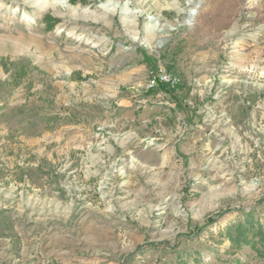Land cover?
Segmentation results:
<instances>
[{
	"label": "rangeland",
	"instance_id": "obj_1",
	"mask_svg": "<svg viewBox=\"0 0 264 264\" xmlns=\"http://www.w3.org/2000/svg\"><path fill=\"white\" fill-rule=\"evenodd\" d=\"M244 221L264 226V0H0V247L264 264L225 234Z\"/></svg>",
	"mask_w": 264,
	"mask_h": 264
},
{
	"label": "trees",
	"instance_id": "obj_2",
	"mask_svg": "<svg viewBox=\"0 0 264 264\" xmlns=\"http://www.w3.org/2000/svg\"><path fill=\"white\" fill-rule=\"evenodd\" d=\"M244 214L248 215L249 212H244ZM231 229H234V233H231ZM225 234L233 245L239 247L246 244L256 247L257 243L260 245L264 243V226L258 224L254 227L252 222H238L227 227Z\"/></svg>",
	"mask_w": 264,
	"mask_h": 264
},
{
	"label": "crops",
	"instance_id": "obj_3",
	"mask_svg": "<svg viewBox=\"0 0 264 264\" xmlns=\"http://www.w3.org/2000/svg\"><path fill=\"white\" fill-rule=\"evenodd\" d=\"M9 243L5 244L4 247H0V263L5 264H35L34 262L37 260V255L35 251L32 249L28 250V247L25 245L19 246L18 254L14 253L15 243L10 242V238H7ZM33 252V253H32ZM39 261V260H37Z\"/></svg>",
	"mask_w": 264,
	"mask_h": 264
},
{
	"label": "built area",
	"instance_id": "obj_4",
	"mask_svg": "<svg viewBox=\"0 0 264 264\" xmlns=\"http://www.w3.org/2000/svg\"><path fill=\"white\" fill-rule=\"evenodd\" d=\"M179 82V79L176 75L167 73L161 69L155 71L149 76V79L146 82L145 88L147 90H153L158 88L161 85V89L156 92V97H162L165 93L163 87H175Z\"/></svg>",
	"mask_w": 264,
	"mask_h": 264
},
{
	"label": "bare ground",
	"instance_id": "obj_5",
	"mask_svg": "<svg viewBox=\"0 0 264 264\" xmlns=\"http://www.w3.org/2000/svg\"><path fill=\"white\" fill-rule=\"evenodd\" d=\"M53 2H54V0H53ZM51 3H52V2H51ZM193 13H194V10L191 9L190 16H189V19H188V23H189V24H191V15H192ZM162 42H163L162 40H158V41H157V44H158V45H159V44H162ZM159 46H160V45H159Z\"/></svg>",
	"mask_w": 264,
	"mask_h": 264
}]
</instances>
